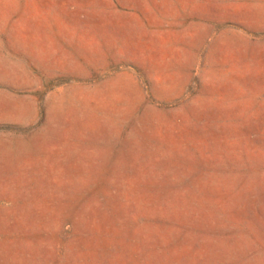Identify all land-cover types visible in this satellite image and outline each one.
I'll use <instances>...</instances> for the list:
<instances>
[{
  "label": "rangeland",
  "instance_id": "obj_1",
  "mask_svg": "<svg viewBox=\"0 0 264 264\" xmlns=\"http://www.w3.org/2000/svg\"><path fill=\"white\" fill-rule=\"evenodd\" d=\"M0 264H264V0H0Z\"/></svg>",
  "mask_w": 264,
  "mask_h": 264
}]
</instances>
